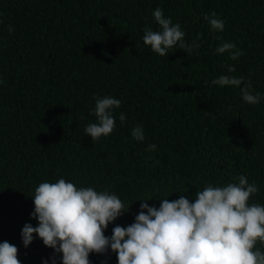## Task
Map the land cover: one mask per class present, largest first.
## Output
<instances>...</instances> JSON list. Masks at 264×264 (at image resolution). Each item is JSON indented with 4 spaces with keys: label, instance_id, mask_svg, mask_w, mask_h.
I'll return each instance as SVG.
<instances>
[{
    "label": "trees",
    "instance_id": "1",
    "mask_svg": "<svg viewBox=\"0 0 264 264\" xmlns=\"http://www.w3.org/2000/svg\"><path fill=\"white\" fill-rule=\"evenodd\" d=\"M157 6L198 49L161 56L144 44L143 29L158 27ZM213 12L223 31L204 19ZM223 41L243 54H217ZM222 74L244 80L210 83ZM0 80V241L17 246L22 264H41L53 251L38 237L25 248L20 236L25 222L38 223L29 213L44 180L115 192L129 208L106 235L133 222L142 197L157 207L167 195L191 202L207 184L240 174L259 188L249 203L264 204V0H0ZM248 84L259 103L243 101ZM104 95L121 100L116 126L93 141L84 128ZM137 124L143 141L130 135ZM89 259L117 264L112 251Z\"/></svg>",
    "mask_w": 264,
    "mask_h": 264
},
{
    "label": "clouds",
    "instance_id": "2",
    "mask_svg": "<svg viewBox=\"0 0 264 264\" xmlns=\"http://www.w3.org/2000/svg\"><path fill=\"white\" fill-rule=\"evenodd\" d=\"M152 16L158 27L153 30L146 26L142 36L152 51L164 56L169 49L180 48L188 54L199 48L195 40L185 41L181 25L166 16L162 8L157 6ZM204 19L212 29L223 31L224 20L216 13L206 14ZM225 51L233 60L243 54L232 41H223L215 48L217 54ZM234 71L235 66L228 65V72ZM243 80V76L222 74L210 83L239 86ZM250 89V84L240 88L243 101L259 103L262 94ZM120 104L115 96H96L91 110L96 121L88 123L84 133L93 141L108 136L116 126L113 110ZM125 119L121 112L119 120ZM130 135L143 141V125H134ZM155 149L156 145L150 143L146 150ZM258 191L255 181L249 182L240 174L237 182L207 184L196 191L191 202L184 195L173 200L167 195L161 197L157 207L145 202L149 197H142L145 199H141L133 222L115 224L111 234L106 235L108 224L129 208L115 192L78 187L63 177L55 182L44 180L34 189V208L29 213L38 223L33 226L25 222L20 236L25 248L38 237L53 250L41 259V264H58V259L59 264H92L90 253L108 251L116 254L117 264H264V251L255 247L257 242L264 244V204L249 203L250 195ZM17 253L16 245L0 241V264H22Z\"/></svg>",
    "mask_w": 264,
    "mask_h": 264
}]
</instances>
